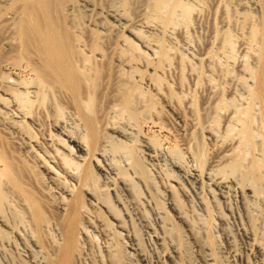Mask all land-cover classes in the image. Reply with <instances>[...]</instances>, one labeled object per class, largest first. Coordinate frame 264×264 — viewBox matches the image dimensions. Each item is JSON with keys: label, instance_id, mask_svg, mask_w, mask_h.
<instances>
[{"label": "bare ground", "instance_id": "1", "mask_svg": "<svg viewBox=\"0 0 264 264\" xmlns=\"http://www.w3.org/2000/svg\"><path fill=\"white\" fill-rule=\"evenodd\" d=\"M69 1L72 2L71 0ZM75 1L77 2V0ZM93 1L95 2V0ZM93 1L92 5L97 3H93ZM223 1L224 5L228 6V0H218L219 5ZM78 2L81 4L82 0H78ZM78 2H74L75 5L77 4L78 6ZM153 3L154 9L159 15L158 18L164 23L163 25L174 22L175 14L179 11L184 18L190 17L193 11L191 6H187L181 0H175L173 3L170 0H155ZM124 4H127V2ZM255 4L257 5V10L260 11V21L256 22L251 19L247 28L249 29L248 44H250V47L255 48L256 58L254 55L253 57L256 62L254 60L255 64H252L253 67H249L248 63L243 64L249 76H247V79L250 78L251 81L249 91L247 90L249 92L248 102L246 107L245 105L243 106L245 108L241 107L242 109L238 110L235 108L236 110L233 111L235 115L231 112L233 116H229L233 119L231 122L235 119L236 123L232 122L233 125L237 124L238 126L236 128V130L238 129L236 132L237 138L234 135L233 138H236V140L233 139L232 145L229 146L228 154H226L227 150L224 148L223 151L226 152L223 157H225V160L229 159L230 163L228 161L229 165L228 163L227 165L230 166L232 171L241 172L242 182H249L252 185L257 184L259 185H256L257 188L261 189L262 186L264 187V177L262 181L264 160L262 158L258 159L259 157L253 155L255 159L253 157L247 165L243 164L249 147H257L258 144L263 147L264 145V0H256ZM92 5L90 4V6ZM227 6H224V8L228 9ZM64 8L66 9L67 6L63 7L61 0H0V80L3 79V83H0V92L2 93L0 95V125L12 132L13 139L16 136L18 144L26 149H34L36 151V154L33 155L35 158L38 157L40 159V161H36L40 162L38 164L43 169L42 173H44L47 180L43 181V176L41 177L42 179L39 177L40 180L36 179V176H41L39 175L40 172L38 173L36 170L29 168V165L27 167L20 157H16L18 153L16 156L15 153H12L14 150L10 151L12 154L2 150L5 143L1 142L0 136V142L3 145L0 148V162L3 167H1L2 170L0 169L1 245L3 247H6L4 243L10 246L21 245L27 263L88 264L89 255L95 250V248L93 249L96 246L94 243L100 240L95 251L96 264H133V256H137L140 261L146 262V258L142 256V251H140L141 243L137 238L138 231L133 230L134 218L132 215L136 217L139 214L137 210L140 209L141 201L137 196L141 193L140 187L142 186L146 191L150 189L149 187H152V184L149 186L147 180L149 170L144 167L143 161L144 159H154L153 156L157 155L153 153V144H151L153 142L146 138L139 145L141 148L135 145L136 137L133 136V131L142 132L141 128H143L144 118L149 116L145 117V113L155 103L154 97H152L151 93H148V80L145 81L144 86L143 84L140 86L142 80H146L144 74L147 72L144 73V71L150 68L154 72L163 69L164 64L171 60V51L168 48L169 46L167 47L164 44L165 40H162L164 43L160 40L159 45H156L158 50L153 47L156 56L153 55L152 58L149 50H151L153 45H147L146 41L144 43V38L137 37L135 35L136 32L130 30L129 27V35H132V38L125 35H120V37L113 35V37L110 35L111 31H109L110 33L107 31L109 27L107 29L101 27L102 30L94 31V28L92 29L94 34L91 36L94 38L88 37L90 35L87 32V39H84L78 29L74 30L72 27L67 26L65 22L67 14ZM79 8L81 7L79 6ZM88 8L89 6L87 5ZM165 8L167 9L166 14L164 13ZM98 10L100 11V9ZM99 11L97 12L99 13ZM226 11H223L224 14L227 13L229 15V10ZM70 13L72 14L73 12ZM90 14L92 15V13ZM117 14L119 15L113 10L107 15L118 23ZM245 14L247 15V23V20H250V16L252 17V13L250 15ZM187 18L185 19L187 20ZM127 21L122 23L123 25L125 24L124 28L130 26ZM97 22L94 23L96 24ZM105 22L102 21L104 25ZM244 22H241L243 26ZM69 23H71L70 20ZM98 24H96V27L99 26ZM87 26L89 27V25ZM83 33L85 34V32ZM100 40H103L104 43H102L104 45H102ZM221 42L225 46L234 47L235 41L229 30L226 31ZM177 61L179 60L177 59ZM184 61L183 56H181L180 62H178L179 65L182 66ZM178 63H176V66H178ZM7 66L17 69L19 74H16L12 79L15 73L10 72L12 70L10 69L11 67L9 71L2 73V69L5 70ZM112 68H116V70L118 68L123 69L124 73L121 74L126 78L128 73V78L123 79V77H120V72L117 76L122 79L112 78L111 74L114 70ZM105 70H110V73L107 71L109 73L108 76L103 75ZM9 72L14 74H9ZM135 73H139V77L138 80L135 79L133 81ZM130 74L132 76L134 74L133 78L130 77ZM149 76L151 77V75ZM130 78L132 80H128ZM156 80L158 83L155 81V85L160 84V79ZM158 88L161 90L159 86ZM158 88L157 90L160 92ZM171 92L174 93L172 90ZM173 95L175 96V94ZM101 98L102 100L105 99L103 110L105 114L106 112L108 113L106 116L110 114V116L112 115L111 118L114 119L113 122L111 120L106 125L110 132L102 131L100 126L101 119L99 120L100 117L97 115V106ZM102 100L101 103L103 102ZM36 114H40L49 122L51 121L52 126L50 127L53 128V133L50 132L51 134L49 133L47 137L44 135L46 138L43 136V143H39L34 139L31 128L26 125V123H29L33 127H40L41 120L39 117L41 118V116L38 117V120ZM255 122H258L260 128ZM254 123L258 128L254 127ZM232 126L230 128L234 127ZM234 128L231 130H235ZM0 130H2L1 127ZM3 131L7 135L8 132H5V129ZM5 135L2 134V137H5ZM260 137L263 140L261 145ZM35 138L37 139V137ZM257 138H259V143ZM3 139L5 140V138ZM6 141L8 142V139ZM204 145L200 140L194 148L193 146L190 147L191 144L185 148L188 154L190 153L193 156H191L192 159L195 158L197 161L192 175L189 176L191 178H187V181L189 180L193 184L205 185L202 180L203 168L207 159ZM8 146L7 148L11 150L10 145ZM214 149L216 150V148ZM30 152L28 153L31 154ZM118 152H124L127 155L126 163L121 167H116L113 162L115 160L112 158L115 156H113V153L117 154ZM218 154L216 157H218ZM148 162L150 161L148 160ZM219 162L221 161L219 160ZM174 169L176 168L173 167L172 174ZM185 176L183 177L185 178ZM127 177H131L132 187L129 186L130 183L128 181L126 182ZM175 182L178 185L177 188L184 192L185 188L181 184L182 180L181 182L178 180ZM171 187L174 188L175 186L171 184ZM103 190L112 191L111 199L118 203L117 209H113L110 206L107 194H100ZM255 190L257 191V189ZM174 199L177 200L176 198ZM147 203L149 202L147 201ZM169 204L172 210L176 209L173 199L169 201ZM5 207L6 211H4ZM156 207H158V204H156ZM121 211L126 215V220H120L117 217ZM160 212L162 213L161 209ZM105 213L112 217L115 222L107 221ZM139 218L141 219V217ZM166 218L167 215L164 219ZM177 218H179L180 224L185 227L184 229L188 231L187 236H190L191 243L198 250L195 251L198 252L196 254L201 259V263L217 264L214 237L206 234V237L201 238V235L198 236L193 231V228L191 229L189 223L179 212L177 213ZM220 219L223 218L220 217ZM142 221L145 220L142 219ZM125 223H128L130 228H127ZM112 226H116L117 229L112 231ZM159 226L163 233L167 232L163 223ZM148 229L151 231L150 227ZM174 229L176 237L178 236V244L171 247V251L168 254V264H194L188 258L191 256L187 257L189 260L186 259L185 253L188 252V243L186 244L182 239V231L184 230L181 231L180 227L178 228L177 226H174ZM121 236H125L127 240L124 238L125 241L122 238L124 242L120 241L122 240ZM156 237L159 240L161 238V236ZM262 246L259 242V244L254 243L252 247L260 256V260L264 261V247ZM92 261L94 260L92 259Z\"/></svg>", "mask_w": 264, "mask_h": 264}, {"label": "rangeland", "instance_id": "2", "mask_svg": "<svg viewBox=\"0 0 264 264\" xmlns=\"http://www.w3.org/2000/svg\"><path fill=\"white\" fill-rule=\"evenodd\" d=\"M71 1L72 2L66 0L65 2V0H61L63 7L67 6V10L68 8H70L68 11L64 8L67 14V17H65L67 18L65 19V22L67 23L68 27H72L74 30L78 29V31H80L84 36V39H87L88 35H90L88 37L94 38L91 35L94 34L93 32L95 30H102L101 27L106 29L109 27L107 31H111V36L116 35L120 37V35H125L132 38V35H129L130 32L128 31L130 28V30H134V32H136L135 35H137V37H141L142 39L144 38L143 42H147L144 43H146L147 45H153H150L152 47L151 50L153 51L149 50L152 58L153 55L156 56V54L154 53L155 49H153V47L157 49L158 46L156 45H159L160 40H165V43L163 41L162 42L167 47L169 46L168 48H170L171 51V60L168 61V63L166 62V64H164L163 69H161L163 72L159 70L161 72L157 71V73L154 72L151 68L144 71V73L147 72L144 74L146 80L143 79L140 84V86L142 84L144 86L146 83L145 81L148 80V93H151L152 97H154V102L157 103H154L155 107H152L154 110L151 108L149 109L150 112L147 110V113H145V117H147L148 115L149 116L147 118H144L145 120L142 124L143 128H141L142 132H137L135 130L137 132L136 133L135 131H133L135 134H133V136L136 137L134 144L138 145L139 147V145L143 142V139L146 138L147 140L153 142L151 143L153 144V153L157 156H153L154 159L151 160H146L142 157V159H144V167L149 170L147 180L149 186L152 184V187H149L150 189L148 188V191L144 190L142 186L140 187L141 193L137 196V198L141 201L140 209L137 210V212L139 211L140 215L137 214L136 217L135 215H132L134 218V223L132 226L134 228L133 230L138 231L137 238L141 243L140 251H142V256L146 258V262H142L138 259L139 257L137 258V256H133V264H168V254L171 251V247L178 244V236L176 237L174 226H177L178 228L180 227L181 231L184 230L182 231L183 233H181L183 236L182 239L186 242V244L188 243V252L185 253L186 259L190 258V262L194 264H202L201 259H199L197 257L198 254H196L198 253V250L193 245V243H191L192 240L189 238L190 236H187L188 231L184 229L185 227L180 224L179 218H177L178 212L184 216V219L189 223L191 229L193 228V231L198 236L201 235L200 237L204 238V236L206 237V234H209L214 237L216 244L215 255L217 256L216 259L218 261L217 264H264V261L260 260V256L252 247L254 243L259 244V242L260 245H263L262 247H264V187L262 186L263 190H261L262 188H257V186H259L257 184L252 185V183L250 184L249 182H242L243 177L241 175V172L232 171V169H230V166H228L230 163L229 159L227 158L225 160V157H223L225 155L224 153L226 152L223 151L224 148L225 150H227L226 154H228V150L230 149L229 146L232 145L233 139L236 140L237 138L236 132L238 129L236 130V128H238V126L237 124L233 125L235 119L234 121H232L233 123L231 122V120H233L231 118L233 116L232 113L236 109H242L241 107H243L244 105L246 107L248 102L247 97L249 95L248 91L251 81L250 78L247 79L249 76L247 71L245 70V67H243V64L248 63L247 65H249V67H253L252 64H255L256 62V53L254 52L255 48H253L252 46L250 47V44H248L249 29L247 28L249 27L248 23L251 22V19L255 20L256 22L260 21V11L257 10L258 8L255 4L256 0H228V6L224 5V1L223 3L221 2V5H219L218 0H181L187 6H191V8L193 9L192 14L188 18L185 17L187 18L186 20L179 11L175 14L174 22L165 25H163V21L158 18L159 15L153 7V2H155V0H127V4H124L126 3L125 0L124 2L123 0H95V2H97L99 5L93 0H89L91 5L92 1L96 4H93L92 6H90L88 0H82L83 5L82 2L80 4L77 0L78 6L77 4L75 5V3H77L75 0ZM174 1L175 0H170L171 3H173ZM87 5L89 6V8H91L90 10L89 8L87 9ZM216 5L218 8L220 6V8L218 9L217 7H215ZM79 6L81 8H79ZM94 6H99V8H95ZM224 6H227L228 9H225L226 7L224 8ZM82 8L86 13L82 11ZM79 9L81 10L79 11ZM98 9H100V11ZM224 9L227 11L229 10V15L225 13L228 16L224 14ZM113 10H115L116 13H119V15L117 14L119 24L113 21L111 19L112 17L107 15L113 12ZM65 11L63 10V12ZM97 11H99V13ZM164 11V13L166 14L167 9L165 8ZM70 12H73L74 14H71ZM83 12L84 14H82ZM90 13H92V15ZM97 13L99 14V16ZM245 13L249 15L252 13V17L250 16V20H247V23V15ZM243 18L245 19V22ZM69 20L71 23H69ZM102 21H106L105 25L102 23ZM126 21L130 26L124 28L125 24L123 25L122 23H126ZM242 21L244 22V26L246 25V27L242 25ZM94 22H97L96 24L99 23V26L96 27V24ZM100 23L102 26L100 25ZM112 23L114 24V28ZM87 25H89V27ZM93 28L94 31L92 30ZM81 29H84V31H82ZM228 30L233 35L235 41L233 48L228 45L225 46L221 42L226 31ZM83 32H85V34ZM86 33L88 35H86ZM100 41L101 43L103 42V40ZM103 43L102 45H104ZM251 55L252 57L254 55L255 58H252ZM173 56L175 59L172 58ZM181 56H183L185 60L182 63V66L178 63L180 62ZM176 58L179 61H177ZM176 63H178V66H176ZM174 66H176L177 68ZM9 68L12 70H10ZM116 68H112L114 69V74H111L112 78L119 79L120 77H123L124 79L125 76L121 74L124 73L122 71L123 69L118 68L122 71L121 72L120 70L118 71V69L116 70ZM174 68L176 70L178 69L180 72L178 70L176 71ZM9 70L10 72L15 73L14 74L9 72V74H14L13 76L11 75L12 79L16 76V74H19V71L12 66L5 67V70L2 69V73H5V71ZM107 71L109 72L110 70ZM107 71L105 70V72H103V75L108 76L110 72L107 73ZM119 72L121 74L120 77L117 76V74L119 75ZM113 75H115L116 77ZM130 75L129 76L133 78L134 74L133 76L132 74ZM138 75L139 73H135L133 81H135V79L138 80ZM149 75H151V77ZM157 75L159 76V78ZM127 78L128 73L125 79ZM132 78L128 80H132ZM155 78L158 80L160 79V84L155 85V81H157ZM0 83H3V79L0 80ZM158 86L161 88V90L158 88ZM157 88L160 90V92L157 90ZM149 90L152 92H150ZM171 90L174 93H172ZM1 94L2 93L0 92V95ZM173 94H175V96ZM101 100L102 98L99 100V105L97 106V115L98 117H100L99 120L101 119L100 126L102 131L110 132V129L108 127L106 128V125L111 120L113 122L114 119L111 118L112 115L110 116V114L106 116L108 113L106 112L105 114V111L103 110L105 106V99L102 100V103ZM102 114L104 115L102 116ZM233 114L235 115V112ZM39 116L41 115L36 114L37 119ZM6 117L9 118V116L7 115ZM107 117H110L111 119ZM39 119L41 120L40 123L42 125L44 123L43 126L40 124V127L37 128L35 126L33 127L29 123V125L27 123L26 125L31 128L30 130L32 132V135L34 134V139L39 143H43V136L45 135L47 137L49 133L52 132L53 128L50 127L52 126V124L50 123L51 121L49 122V120L47 119L46 121L42 116L41 118L39 117ZM255 123L254 127L258 128V122L256 123L258 127L255 125ZM230 124L234 127L237 126L235 128L232 126L236 131L231 130L233 128H230L231 126L229 127ZM109 126L111 125L109 124ZM0 127L2 129L0 130V136L2 140L1 142H3V144L5 143L4 147H2V150L8 151L9 153L14 150L12 153H15V156L18 153V156L16 157H20V159L24 161L27 167L29 165V168L33 169L34 171L36 170V172L38 173L40 172L39 175L41 176L35 175L36 179L40 180V178L43 176V181L46 180V176L44 175V173H42L43 169L40 168V164H38L40 163L38 162L40 161V159H38V157L35 158L33 155L36 154V151L34 149L24 148L22 145L18 144L19 142L16 136L13 139L11 131H9L6 127H3V125H0ZM3 128L5 129V132H8L7 135L10 133V139L9 135L7 136L3 133ZM2 134L5 135V137H2ZM234 135L236 138H233ZM45 136L44 138H46ZM35 137H37V139ZM3 138H5V140ZM6 139H8V142L6 141ZM258 139L259 138H257V141ZM200 140L205 144L204 146L207 158L205 161L206 164L203 168L205 171L203 170L202 178L203 183H205L206 186L204 184H201L203 185V187L198 184L190 183L189 180L187 181V178H191L189 176L192 175L193 168L196 166L197 161L195 158L192 159L193 156L190 153L188 154L187 149L185 150V148L190 146V144V147L193 146L194 148ZM13 141L17 143L15 144ZM259 141L263 142L261 137ZM11 142H13L14 145L11 144ZM262 142L260 143V145L263 144ZM8 145H10L11 150L7 148L9 147ZM1 146H3L2 143L0 144V148ZM16 146H18L19 149ZM261 146H259L258 144L257 147H249L247 149V156L243 163L244 165H247L249 161L253 159V157L255 159V156L259 157L258 159L262 158V160H264V155H262L264 154V145L263 147ZM214 148H216V150ZM16 150L17 152H15ZM28 152H30L31 154H29ZM216 153L218 154V157H216ZM124 154V152H118L117 154L113 153V156H115L112 158L115 160L113 162L115 163L116 167L125 165L127 155ZM148 160L150 162H148ZM219 160L221 162H219ZM1 167L2 163L0 162V169ZM173 167L176 169H174V172L172 174ZM36 172H34V174H36ZM169 172L170 174H168ZM263 174L262 181L264 177ZM171 175L174 176L171 177ZM184 175H186L185 178L183 177ZM176 180H178L179 182H181L182 180L181 184H183V187L185 188L184 192H182L180 188H177L178 185L175 182ZM127 181L128 183H130L129 186L132 187L131 177H127L126 182ZM171 184L176 188L171 187ZM255 189H257V191ZM186 190L188 191V193ZM100 194H107L108 200L110 201V206L113 209L118 208V203L115 202V200L111 199L112 191L103 190L100 192ZM174 198H176L177 200H175ZM172 199L176 204V209L173 210L169 204V201H171ZM147 201L149 203H147ZM155 203L158 204V207H156ZM160 209L162 210V213L160 212ZM4 211H6V207L4 208ZM104 215H106L107 221L115 222L112 217L108 216V214L105 213ZM166 215L167 218L164 219ZM138 216L141 217V219ZM249 216L251 219L248 218ZM117 217L120 220H126V215L123 211H121L119 215H117ZM157 217L159 218L157 219ZM220 217L223 219H220ZM142 219H144L146 222L142 221ZM159 223H163V225H165L164 229L167 230V232H162ZM125 225L127 226V228H130L128 226V223H125ZM148 227L151 228V231L150 229H148ZM116 229V226L111 227L112 231ZM249 231L250 233H254H251L253 234V237L250 236L251 234L249 233ZM155 235L161 236V238L163 239L160 238L159 240ZM120 238H125L127 240L125 236H121ZM123 239L120 241H123ZM254 239H256L257 241ZM98 241H95L97 242L94 243L96 246L94 245L95 247H93V249L95 248V250H93L91 255H89L90 257L94 255L91 258L94 260L92 262L95 264V251L97 250V244H99ZM1 244L2 243L0 241V246L3 247V245ZM4 246L6 247H0V264H32L26 262L24 251L21 245L16 244V246H10L7 245V243H4ZM90 257L89 259H91ZM89 259L87 260V263L91 264L92 259Z\"/></svg>", "mask_w": 264, "mask_h": 264}]
</instances>
